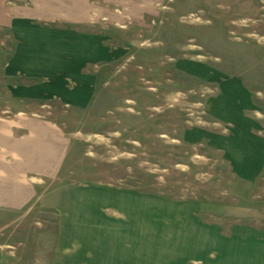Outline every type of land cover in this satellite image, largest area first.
<instances>
[{"label":"rangeland","instance_id":"1","mask_svg":"<svg viewBox=\"0 0 264 264\" xmlns=\"http://www.w3.org/2000/svg\"><path fill=\"white\" fill-rule=\"evenodd\" d=\"M126 6L56 39L44 21L29 28L36 42L0 32V74L49 51L61 69L52 91L5 92L0 77V116L63 124L70 150L55 185L77 188L79 217L120 219L109 228L131 235L135 264H264V0ZM37 213L56 229L57 212Z\"/></svg>","mask_w":264,"mask_h":264},{"label":"crops","instance_id":"2","mask_svg":"<svg viewBox=\"0 0 264 264\" xmlns=\"http://www.w3.org/2000/svg\"><path fill=\"white\" fill-rule=\"evenodd\" d=\"M135 2L0 0V32L20 43L29 38L36 42L37 33H30L29 28L37 29L38 23L44 21L55 24L47 30L52 31L49 38L56 39L54 30L58 27L109 22L111 16L119 20L112 5H128L124 9L130 11ZM42 43L52 45L57 41ZM19 55L1 70L5 92L56 88V79L61 78L60 66L56 64L59 54L49 51L33 57ZM36 60L47 63L43 68L31 64ZM31 78L43 80L30 86ZM27 100L21 98V107ZM15 114L0 116V264H135V256L127 255L134 251L124 246L131 235L109 228V221L120 219L105 214L79 217L77 188L72 184L55 185L65 170L70 150L69 133L63 124L21 110ZM37 210L57 212L55 230H47L45 217L35 214ZM45 237H53L50 249L45 247Z\"/></svg>","mask_w":264,"mask_h":264}]
</instances>
